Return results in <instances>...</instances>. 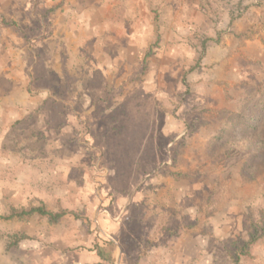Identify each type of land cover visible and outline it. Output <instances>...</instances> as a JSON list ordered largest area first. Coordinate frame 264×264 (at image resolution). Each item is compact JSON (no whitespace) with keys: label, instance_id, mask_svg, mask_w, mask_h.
I'll list each match as a JSON object with an SVG mask.
<instances>
[{"label":"rangeland","instance_id":"rangeland-1","mask_svg":"<svg viewBox=\"0 0 264 264\" xmlns=\"http://www.w3.org/2000/svg\"><path fill=\"white\" fill-rule=\"evenodd\" d=\"M38 206L91 224L0 219V264H264V0H0V216Z\"/></svg>","mask_w":264,"mask_h":264},{"label":"trees","instance_id":"trees-1","mask_svg":"<svg viewBox=\"0 0 264 264\" xmlns=\"http://www.w3.org/2000/svg\"><path fill=\"white\" fill-rule=\"evenodd\" d=\"M73 216L76 219H82L85 220L88 223V226H90L91 222L85 218L81 217L79 214L72 213L70 214L69 212L65 210L57 211V212H52L48 209H46L44 206H38V207H30L28 209H21V210H14L11 212L10 215L8 216H0V219L2 220H13V219H27L31 218L33 216H36L40 219H46L49 224L51 225H56L60 223L62 219H64L67 216ZM17 239V242H14L15 244L18 243L19 241H22L24 239H27V236L24 234H20L18 236H15ZM19 239V240H18ZM99 255L102 256V254L99 252Z\"/></svg>","mask_w":264,"mask_h":264}]
</instances>
